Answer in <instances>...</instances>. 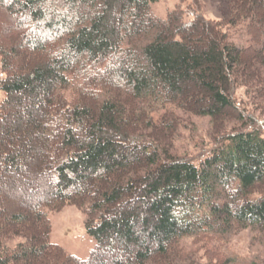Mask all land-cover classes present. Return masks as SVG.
Masks as SVG:
<instances>
[{
  "label": "trees",
  "instance_id": "obj_1",
  "mask_svg": "<svg viewBox=\"0 0 264 264\" xmlns=\"http://www.w3.org/2000/svg\"><path fill=\"white\" fill-rule=\"evenodd\" d=\"M202 1L0 0V190L24 208L0 197V264H264V0H213L220 20ZM193 118L196 156L178 147ZM24 163L47 178L36 200ZM66 206L86 260L51 241Z\"/></svg>",
  "mask_w": 264,
  "mask_h": 264
},
{
  "label": "rangeland",
  "instance_id": "obj_2",
  "mask_svg": "<svg viewBox=\"0 0 264 264\" xmlns=\"http://www.w3.org/2000/svg\"><path fill=\"white\" fill-rule=\"evenodd\" d=\"M190 1L191 0H155V2L152 4V8L158 16L165 17L167 12L172 11L176 8H180L182 11H185L187 6L190 4ZM199 14L207 19L212 20H220L222 17L220 11L217 9V7H215V2L213 0H203ZM193 18L194 16L192 14H183V22L185 24L190 23ZM0 20H3V16L1 15ZM2 77L3 74L0 70V79ZM3 98L4 94L2 91H0V103ZM165 114L166 113H164L163 116ZM177 114L182 116V113L180 112H177ZM182 117L187 119V117L185 116ZM190 122L194 123L193 125L190 123L193 131L183 132V139L178 142V147H181V150L185 151L190 156H196L209 146L205 134L206 131L210 128V125L208 118H193L192 120H190ZM22 131L23 129H21V132ZM16 149L17 145L15 143L14 150ZM20 176H26L30 178L29 182L23 189L26 197H31L32 200H36L43 195L44 186H42V189H39L38 184L40 182L46 184L47 178H44L42 176V179L40 177V169L38 166L34 164L24 163L23 170L20 173ZM7 194L10 193L4 189L0 190V197L3 199L4 204L15 211H21L23 208L20 205L22 198L20 196L8 198ZM48 218L50 220L52 230V243L61 246L70 255L81 260H86L95 247V240L87 233L85 229V216L76 207L66 206L59 212L49 213ZM23 242V238L14 237L10 240H7L5 242V246L7 248L13 249ZM237 246L241 248L243 246V243L240 242ZM115 254L116 253L112 254L107 250L102 253V256L109 263L112 261L113 257L116 256ZM122 256L125 257V254H122Z\"/></svg>",
  "mask_w": 264,
  "mask_h": 264
}]
</instances>
